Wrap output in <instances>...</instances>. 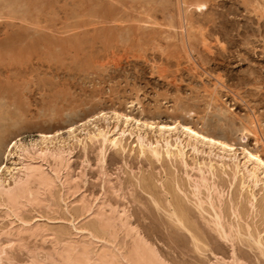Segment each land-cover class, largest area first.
<instances>
[{"label": "rangeland", "instance_id": "obj_1", "mask_svg": "<svg viewBox=\"0 0 264 264\" xmlns=\"http://www.w3.org/2000/svg\"><path fill=\"white\" fill-rule=\"evenodd\" d=\"M100 108L148 119L175 115L251 146L257 138L264 150V0H0V160L13 137L66 132L68 123ZM86 143L71 146L60 178L69 182L66 188L56 180L35 201L19 205L22 218L47 231L18 233L20 222L0 208L3 264H63L65 248L78 253L84 245L95 260L94 240L74 227L81 218L72 222L81 202L66 210L82 195L87 201L99 197L109 216L125 209L131 225L169 264H264V242H254L257 234L264 239L262 185L247 181L242 189L228 167L218 166L221 158L191 149L185 165L140 156L129 147L108 148L102 158L97 141ZM211 158L217 175L206 176L222 193L218 212L226 233L215 226L197 166ZM176 195L190 218L187 225H195L192 232L201 237L198 244L171 214ZM233 200L238 208L230 205ZM91 220L98 218L90 215L80 224ZM116 222L109 234L98 225L97 235L128 249L133 239Z\"/></svg>", "mask_w": 264, "mask_h": 264}, {"label": "bare ground", "instance_id": "obj_2", "mask_svg": "<svg viewBox=\"0 0 264 264\" xmlns=\"http://www.w3.org/2000/svg\"><path fill=\"white\" fill-rule=\"evenodd\" d=\"M127 111L129 112V110ZM77 121L75 120V122ZM190 121H181V119L175 117V115L173 117H166L165 119H148L142 117V115L132 116L125 110H105L100 108L97 111L86 114L82 119L80 118L79 122L77 123H75L74 120L68 123L65 127L67 129L66 132H64L61 128H55L52 130L50 129L47 132L37 133L36 137L31 138L29 140H25L21 136L17 135L10 140L7 147L4 149L2 153V158L0 160V208L4 207L3 209L5 210L7 214L5 215L7 217L11 216L13 218H16V221H18V223L20 222V225L17 226V229L19 230L18 233L29 231L32 233V235H39L42 233V231H47L48 229L46 230L45 227L43 228V226L37 228L36 223L32 224V220H26L22 218L18 212V210H20L19 205H23V202L27 200L30 201L32 199V201H35L34 199L38 198L37 195H40L38 194L39 191L43 188L50 189V187L54 184V181L56 180H59L63 187L66 188V185L69 182H67V179L63 181L60 178L61 174L63 173L62 169L65 168L66 164H68V161L70 159L68 158V155H70L71 153V146L85 145L87 141H97V143L100 144L102 148H100L102 150H100V152H102V158H104V151L108 148H115L117 149V151L120 150L124 152L126 151L127 147H129L130 151L136 150L140 156L148 155L150 157H153L154 159H157V161L163 159V157H168L170 159L175 158V160L180 159L185 165L186 160L184 161V158L186 155V149H191L195 153H205L210 157L214 156L221 158L222 163L218 166H220L222 170H227L228 167V169L232 171V179L234 181L240 180L242 189H244L245 183L247 181L252 183L254 188L259 185H262V188L264 189V150L260 148L261 146L259 139L256 138L254 144L252 143L253 145L251 146L247 144L244 139H233L234 137L227 138L208 130L209 128L207 129L198 122L192 123ZM253 123L255 122H252V124ZM150 135H153V138H150ZM132 138L135 140H132L129 143V140ZM225 158L230 160L233 167L230 166L231 163L227 164L225 162ZM50 159L53 161V163L49 162ZM197 166L199 172L201 173V181L204 184V187H206V191H208L209 193H207V200L209 201V204L215 213L214 216L216 220L215 222L213 220V222L215 223V226L217 229H219V231L226 233L227 230L221 220V212H218V209L220 210L221 208H223L222 206H220L221 208L219 207V204L222 202V193L220 190L219 192L217 191V188L219 187H216L214 183H209L208 179H210V177L208 178L206 176V173H208L211 178L214 179V177H216L217 175L216 171L218 169L214 165L212 158L208 162H199ZM49 167L52 170H50ZM65 181L67 182L66 185H64ZM176 182L177 181H175L174 183L172 182L173 185H176ZM33 184H35L36 187H34ZM170 184L171 183L168 184V187L170 186V189L171 187L174 188V186ZM195 187L199 189L198 186ZM34 188L37 189L35 190ZM174 190L176 189L174 188ZM75 192H72V195L75 196ZM214 192H216L217 195L215 198L213 196ZM172 193L174 194V192ZM250 193L252 198L251 200H256V193ZM199 194L200 193H194V196H196L199 205L202 206L204 202L202 201L203 199H201ZM176 196H172L173 199L171 203H173V205L171 204L170 206L173 207V211L169 212H171L172 216L175 217V219L182 225V227L184 226L185 228H187V230H189V232L191 231L192 238H194L195 242L198 244L202 241L201 237L196 232H192V230L195 229V225L193 227L191 222L190 225L192 226L187 225V210H185L184 205L181 203L182 201L178 199L179 195L177 196V198ZM76 198L70 200V205L66 204V210L69 211V207L71 205L73 206V204H75L76 202H81V211L80 213H77L76 216H74L75 214L71 216L72 222L74 224L75 221L81 218L78 221L79 223H77L79 226L74 224V227L80 233H87L88 236H90L92 240H94H91L93 242L92 245H94L91 251L95 252V254L97 255V259L95 258V260H92V258H89L88 253L90 252L87 247L88 245L82 246L81 250L78 253H73L74 251L68 249L70 247H67L65 248L66 250L64 249L66 251V255L63 258V264H169L168 262H166V260L163 259L157 249L139 233L138 229H135L131 225V216L127 213L125 209H122L121 212H117V217L111 215L109 216L106 215V212L103 211V202L99 199V197H94L95 199L93 201H87V198H85L84 195H82L80 198ZM247 199L249 198L247 197ZM173 200L175 202H173ZM230 200L232 199L230 198ZM234 203L230 202V205L232 204L233 206L235 205V207H237L236 203ZM8 204H10L12 207H9ZM109 207H111L110 212L116 211L112 206ZM235 207H232V209H234ZM73 209L76 210V208ZM90 215H94L98 218V224L96 223V221L92 222V220L89 223L80 224L82 220H84ZM117 220H119L121 226L120 228L125 232L126 237L131 236V238L133 239L128 249L126 247L124 249L123 246H117V244L114 243L116 241L115 239L106 240L105 238L104 240V238L98 236L99 234L97 235V230L99 227L98 225L105 227V230L107 229L106 232L108 233L109 228L113 229L116 226ZM13 222H15V220ZM241 229H237V233H240V236ZM230 230L232 231V224ZM252 235L250 233V238ZM261 236L260 234H257L256 237L254 236V242L259 246H263L262 243L264 242V239H261L263 238ZM110 238H113L112 235ZM99 241H103L104 244H102L101 247L97 248ZM196 247L199 248V246ZM3 249H1L0 247V264H3V262L1 261H4L1 257L2 254L6 253ZM232 264H240V262L234 260Z\"/></svg>", "mask_w": 264, "mask_h": 264}]
</instances>
